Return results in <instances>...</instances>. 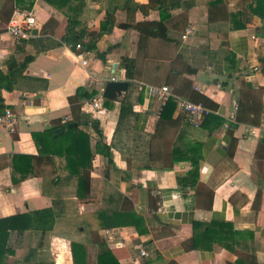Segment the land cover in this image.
<instances>
[{
    "label": "crops",
    "instance_id": "1",
    "mask_svg": "<svg viewBox=\"0 0 264 264\" xmlns=\"http://www.w3.org/2000/svg\"><path fill=\"white\" fill-rule=\"evenodd\" d=\"M29 1L0 0V70L12 56H33L3 91L14 122L0 125V218L50 207L53 199L61 201L60 215L43 235L8 230L0 264H73L71 241L86 246L87 264H96L97 241L119 264H264V132L251 131L264 119V21L247 11L250 0H82L77 12V0H33L28 8ZM111 10L109 32L83 37L94 49L81 50L82 64L74 39L59 38L67 17L74 14V29L87 33ZM27 11L30 35L16 39L8 23H20ZM160 20L168 40L143 31ZM189 26L193 33L183 40ZM122 57L133 61L130 78ZM112 78L127 81L126 91L102 96L93 108L91 99ZM145 83L187 99L200 93L215 108L195 126L177 103L164 110ZM126 94L133 112L120 122ZM232 118L235 126L226 127ZM72 120L90 133L85 199L76 196V180L65 178L61 156L13 166L18 154L42 155L33 132ZM103 209H131L142 220L101 228L96 214ZM104 229H112V240L102 238Z\"/></svg>",
    "mask_w": 264,
    "mask_h": 264
},
{
    "label": "trees",
    "instance_id": "2",
    "mask_svg": "<svg viewBox=\"0 0 264 264\" xmlns=\"http://www.w3.org/2000/svg\"><path fill=\"white\" fill-rule=\"evenodd\" d=\"M214 1L220 2L222 0H213V2ZM32 2L33 0L29 1L28 8L31 6ZM77 2V5H75L77 8L75 9V12L78 11V6L81 5L83 1L77 0ZM138 6L139 5H135V7ZM125 8L131 9L130 3L125 4ZM246 9L250 14L260 16V18H262L264 21V0H250L249 3L246 5ZM74 17V14L67 17L64 25V33L61 34L59 38H61V40L65 43H69L70 39L73 38L75 42L73 43L72 48H75L76 43H80L82 47L81 50L83 51L94 49V40L90 38L87 41H83L84 36H88L94 31V36L96 35L95 37H98L103 32H109L114 24L113 10L106 11L103 18V22L98 28L89 27L87 33H82L74 29ZM143 31H145V34L147 35L168 40L164 23L161 20L158 21L155 28ZM32 59L33 56L26 53L23 54L20 60H17L14 56H12L7 62V71L3 73L0 70V113H2L5 109V104L3 101V91H11L13 89L16 80L23 74V71L25 70L28 62ZM261 61L264 63V57L261 58ZM132 63V59H128L126 57L121 58V65L125 68L126 76L128 78L132 76ZM189 99L194 102H199L211 109L215 108L214 104H212V101H210L206 96L200 93L192 91L191 95L189 96ZM174 103H176L174 98H168L164 102L165 106L163 107V109L166 110L167 105H172ZM132 112V104L128 100V95L126 94L121 100L118 121L121 122L123 119H126L130 114H132ZM211 113L212 112L208 113L204 117L210 115ZM238 118L239 116L237 114V121ZM70 123H72L71 126H69ZM234 126L235 125L233 122L228 125L229 128H233ZM57 128H60V132L55 133V129ZM96 134L98 136L96 140L97 145L105 143L104 137L101 135L102 132L97 130ZM32 137L34 143L37 146L38 153H41L42 155L34 156L31 154H18L15 156L16 160L13 162V166L19 168L21 165H24L26 163H29V165L31 166L33 160L37 161L42 158L45 160L46 163H50L52 161V156H61V158H63L65 161L64 168L68 172L65 178H74L77 182L75 188L76 196L79 199L87 198V195L89 194V172L91 168L92 157L89 145L90 133L82 129L77 121L72 120L66 121L64 123L53 124L49 128L41 132H33ZM103 146L105 149L104 154L109 157V147L107 145L105 146V144ZM29 172L32 173V170L30 169ZM26 174L27 173L24 172L19 177L12 176L13 182H17L23 179ZM58 203H61L59 199H53L52 205L50 207L32 210L28 213L15 214L0 218V255L1 252L5 250L8 230L16 229L19 231H23L27 228H30L36 231H40L42 235L50 231L53 228L56 218L60 215V212L58 211ZM96 218L99 221V226L101 228H112L114 226H119L128 223H134L138 225V223L142 220V218L139 215L135 214V211L131 209L98 210ZM96 244L98 251L96 264H119L109 247L105 244V242L97 241ZM70 250L73 264H87V251L86 246L84 244L79 243L77 241H71ZM170 263L176 264L173 261L167 264ZM30 264L54 263L53 261L35 260Z\"/></svg>",
    "mask_w": 264,
    "mask_h": 264
},
{
    "label": "built area",
    "instance_id": "3",
    "mask_svg": "<svg viewBox=\"0 0 264 264\" xmlns=\"http://www.w3.org/2000/svg\"><path fill=\"white\" fill-rule=\"evenodd\" d=\"M22 18L20 23H16L13 20L8 23L7 31L16 39L25 38L30 35V31L32 28V23L34 22V17L32 16L30 11L24 12L21 14ZM193 33L192 27H186L184 31L181 33V38L184 40L189 35ZM81 44L76 43L75 49L79 52L77 53L78 57H81V63L85 64V59L82 57L83 52L81 51ZM111 80H115L112 78ZM145 89L150 95H153L157 98H159L162 102H165L168 98H174L176 103L178 104L179 108L184 112L187 120L192 123L193 125H198L202 118L207 115L208 113L212 112V109L209 107H206L205 105L194 102L190 99H187L185 97L178 96L174 92H172L167 85H156V84H144ZM101 99L102 95L100 96H94L91 99V106L95 109H98L101 105ZM14 122V114L9 108H5L2 113H0V125H4L7 128H11L13 126ZM234 123V119L232 118L229 120V123H225V126L228 127L230 123ZM253 129H257L259 131L264 132V119L257 125H255L254 128H251V131H254ZM114 237V233L112 229H104L102 233V238L105 241L112 240ZM140 253L142 255H146L147 253L140 249Z\"/></svg>",
    "mask_w": 264,
    "mask_h": 264
},
{
    "label": "water",
    "instance_id": "4",
    "mask_svg": "<svg viewBox=\"0 0 264 264\" xmlns=\"http://www.w3.org/2000/svg\"><path fill=\"white\" fill-rule=\"evenodd\" d=\"M32 33H35V30L32 29ZM128 86L127 81L124 80H108L103 88L102 96L108 99L115 98L117 95H120L122 92L126 91ZM72 123L69 124V126ZM60 132V129H55V133Z\"/></svg>",
    "mask_w": 264,
    "mask_h": 264
}]
</instances>
